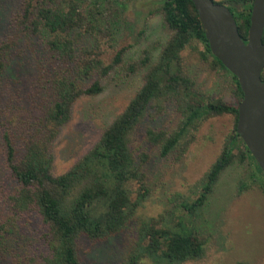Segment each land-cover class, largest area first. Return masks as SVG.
Returning a JSON list of instances; mask_svg holds the SVG:
<instances>
[{"label":"trees","instance_id":"trees-1","mask_svg":"<svg viewBox=\"0 0 264 264\" xmlns=\"http://www.w3.org/2000/svg\"><path fill=\"white\" fill-rule=\"evenodd\" d=\"M252 2L219 1L231 9L245 41ZM159 4L158 9L171 31L170 38L156 62L151 64L150 53L145 51L139 60L126 67L131 72L146 68L142 86L104 129L95 145L69 170L54 175L53 142L70 120L74 103L82 96L99 95L103 91L101 79L123 63L126 47L116 50L108 62L100 45L102 37L112 35L110 29H104L107 14L102 7L110 10L114 22L118 19L120 0H90L85 10L81 0L22 1L14 24L27 35H41L45 39L46 64L53 71L47 80L49 103L40 117L28 123L22 156L19 157L13 140L12 119L0 115V163L14 180L4 188L0 184V210L7 217L0 224V256L8 246L5 239L14 231L11 226L36 215L45 227L41 235L43 248L27 264H83L80 257L83 238L92 243L107 241L124 232L135 218H139L137 238L125 264L147 261L184 264L202 260L206 256V240L197 225L186 224L183 216H178L176 222L172 220L179 210L176 208L187 210L189 219L199 216L221 175L237 161L247 165L238 181V193L255 188L264 193V170L237 132L238 104L243 98L238 77L212 53L192 0H160ZM199 45L203 46L201 50ZM17 46V39L0 43V105L19 91L8 81V76L17 77L13 55ZM188 48L199 60L208 61L213 69H221L230 76L236 103H227L197 88L187 68L184 52ZM168 105L180 116L177 127L167 131L149 126L145 130L146 139L159 147L162 157L175 155L180 159L193 141L192 130L211 116L232 114L234 130L220 154L195 183L199 189L195 198L179 201L182 194L175 193L172 197L175 209L162 214V220L137 217L149 194L144 169L149 158L143 152L141 163L138 161L132 148L133 136L147 116L156 119ZM28 224L31 222L27 221Z\"/></svg>","mask_w":264,"mask_h":264},{"label":"rangeland","instance_id":"rangeland-1","mask_svg":"<svg viewBox=\"0 0 264 264\" xmlns=\"http://www.w3.org/2000/svg\"><path fill=\"white\" fill-rule=\"evenodd\" d=\"M22 1L0 0V43L17 39L19 44L13 51L17 77L8 76V81L19 91L16 96L7 97V103L0 105V115L3 119H12V135L19 157L24 153L28 123L40 117L49 103L47 90L50 93V82L47 80L53 71L46 64L45 39L41 35H27L14 24V18L21 12ZM159 1L120 0L118 19L114 22L110 10L102 7L107 14L104 29L112 31L110 37L101 38L105 59L109 62L116 50L127 49L122 65L101 79L103 91L96 96H82L74 103L70 120L53 142L54 175L69 170L95 145L104 129L142 86L146 68L131 72L126 67L139 60L145 51L150 53V63L156 62L170 38L171 31L158 9ZM89 2L81 0L82 8L87 7ZM198 48L201 50L203 46ZM184 53L188 71L198 89L227 103H236L229 75L221 69H213L208 61L199 60L191 48ZM94 79H89L87 84ZM179 118L175 108L168 105L164 114L156 119L147 116L133 136L132 148L138 161L141 163L140 154L143 152L149 158L144 164L149 194L137 217H160L162 220V214L175 209L176 203L172 200L175 193L182 194L179 201L195 198L199 194L195 183L220 154L235 125L232 114L211 116L192 130L190 137L193 141L180 159L175 155L162 157L159 147L146 139L145 130L150 126L172 131L177 127ZM246 167V164L237 161L221 175L199 216L189 219L187 210L176 208L179 209L177 215L171 219L176 222L178 216H183L186 224L197 225L198 232L200 230L206 240V256L184 264H264V193L256 188L238 193V181L245 174ZM10 180L12 176L1 162L0 184L4 188ZM6 218L0 210V224ZM27 221L31 224L27 225ZM10 226L7 219V227ZM138 226L139 218H135L124 232L107 241L92 243L83 238L80 243L82 263L125 264L137 238ZM11 227L14 231L5 239L8 246L0 256V264H27L43 248L41 235L45 227L36 215L24 218ZM146 264L152 263L147 261Z\"/></svg>","mask_w":264,"mask_h":264},{"label":"water","instance_id":"water-1","mask_svg":"<svg viewBox=\"0 0 264 264\" xmlns=\"http://www.w3.org/2000/svg\"><path fill=\"white\" fill-rule=\"evenodd\" d=\"M212 53L238 77L243 98L237 132L264 170V0H253L247 41L228 5L192 0Z\"/></svg>","mask_w":264,"mask_h":264}]
</instances>
